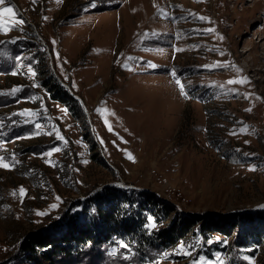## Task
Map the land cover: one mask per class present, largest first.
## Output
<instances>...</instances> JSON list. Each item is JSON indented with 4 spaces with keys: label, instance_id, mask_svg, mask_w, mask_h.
Masks as SVG:
<instances>
[{
    "label": "rangeland",
    "instance_id": "1",
    "mask_svg": "<svg viewBox=\"0 0 264 264\" xmlns=\"http://www.w3.org/2000/svg\"><path fill=\"white\" fill-rule=\"evenodd\" d=\"M5 7L16 15L0 17V264H26L29 233L89 223L116 194L130 198L121 211L150 206L143 235L117 227L50 264H264V0ZM248 213L257 239L199 224L159 238L196 216L234 219L239 237Z\"/></svg>",
    "mask_w": 264,
    "mask_h": 264
},
{
    "label": "trees",
    "instance_id": "2",
    "mask_svg": "<svg viewBox=\"0 0 264 264\" xmlns=\"http://www.w3.org/2000/svg\"><path fill=\"white\" fill-rule=\"evenodd\" d=\"M63 100V98H60ZM130 198L126 194H116L108 200L99 202L95 207L96 216L93 221L87 223L78 221L77 216L70 217L64 224L65 228L61 233L54 231H36L29 233L26 238L20 241L19 249L22 255L20 263L26 264H50L56 262L59 258L69 257L70 254H78L83 248L81 245L87 243H98L104 240L113 231L118 228L127 229L133 234L141 236L138 229V224L141 221V210L148 209L150 206L147 203L136 204L135 207H127L126 211L122 210V204H126ZM131 203V202H130ZM142 203V204H141ZM104 204V205H103ZM122 205V206H121ZM154 209L158 207V214H169L167 206H157L155 202L151 204ZM149 206V207H148ZM254 217L249 213L245 216L242 222L244 232L241 236L236 235V222L231 220H220L213 218H179L172 220L168 226L164 227L159 233L160 241L165 245H170L176 242L179 238L191 230L193 225L199 224L200 230L206 235L208 233H219L223 235H233L237 243L246 241L249 233L252 238L260 236V230L254 227ZM118 227V228H117ZM258 230V231H257ZM235 232V233H234ZM252 232V233H250ZM79 247H81L79 249Z\"/></svg>",
    "mask_w": 264,
    "mask_h": 264
},
{
    "label": "snow or ice",
    "instance_id": "3",
    "mask_svg": "<svg viewBox=\"0 0 264 264\" xmlns=\"http://www.w3.org/2000/svg\"><path fill=\"white\" fill-rule=\"evenodd\" d=\"M5 3V0H0V4H4ZM4 15H9V16H15L16 13L14 12L13 8L12 7H5L3 9H0V17L4 16ZM201 19H204V18H201ZM19 23H24L23 20H20ZM152 67H155L154 65H152ZM29 72H32V69L29 68ZM33 75H35V73H33ZM236 81H229V83H235ZM246 82V81H245ZM177 83L179 84V81H177ZM19 91V89H13L12 90V93L14 94L15 92ZM183 94V93H182ZM25 113H21V115H24ZM56 151H59V149H56ZM51 153H49L50 155ZM131 158V156L129 157ZM4 166H7V165H4ZM21 192L23 193V189H21ZM53 207H55V205H53ZM43 214V213H41Z\"/></svg>",
    "mask_w": 264,
    "mask_h": 264
},
{
    "label": "bare ground",
    "instance_id": "4",
    "mask_svg": "<svg viewBox=\"0 0 264 264\" xmlns=\"http://www.w3.org/2000/svg\"><path fill=\"white\" fill-rule=\"evenodd\" d=\"M214 3V2H213Z\"/></svg>",
    "mask_w": 264,
    "mask_h": 264
}]
</instances>
